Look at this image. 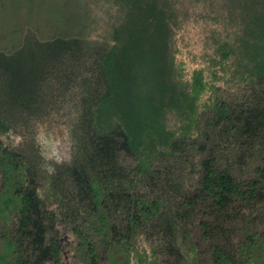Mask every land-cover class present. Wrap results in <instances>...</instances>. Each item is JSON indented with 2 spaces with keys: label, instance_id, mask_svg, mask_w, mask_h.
I'll return each instance as SVG.
<instances>
[{
  "label": "trees",
  "instance_id": "obj_1",
  "mask_svg": "<svg viewBox=\"0 0 264 264\" xmlns=\"http://www.w3.org/2000/svg\"><path fill=\"white\" fill-rule=\"evenodd\" d=\"M39 2L0 0V264H264V0Z\"/></svg>",
  "mask_w": 264,
  "mask_h": 264
},
{
  "label": "rangeland",
  "instance_id": "obj_2",
  "mask_svg": "<svg viewBox=\"0 0 264 264\" xmlns=\"http://www.w3.org/2000/svg\"><path fill=\"white\" fill-rule=\"evenodd\" d=\"M40 0H4V5L7 6L8 10L5 12V15H9L10 13L12 14L13 11L16 9V7L20 4L24 7V9H27L28 7L31 6L32 3H35L33 4L34 7L38 8L40 2ZM45 1V6L44 8L47 10V11H51V9H55L58 7V4L61 0H44ZM209 1L210 0H206L205 2V7L206 9H209ZM213 1L212 3L214 4V6H216L218 9H215L217 12H219L220 14L223 12V5H224V0H211ZM54 4V5H53ZM223 4V5H222ZM203 5V4H202ZM59 8V7H58ZM43 11V10H42ZM56 11V10H54ZM44 13V11H43ZM2 19H0V26H2L3 22L1 21ZM6 20V18H5ZM225 22L228 21V18H225L224 19ZM211 26L209 23H207V25L204 24L203 28H205L208 32L211 31ZM218 26H220V24H218ZM229 28L231 29L232 28V34H233V29L236 28L237 30L239 29L240 30V24L238 23H232V24H228ZM2 30V28H1ZM205 30V31H206ZM1 32V31H0ZM202 32V27L196 25V26H193V31H190L189 33L191 34H194L195 37H197L198 35H200V33ZM236 35V33H234V36ZM49 138L46 139L44 141V143H48L49 142ZM63 146V144H62ZM44 149H45V153H51L52 152V149L50 148V144L48 143L46 145V147L44 146Z\"/></svg>",
  "mask_w": 264,
  "mask_h": 264
}]
</instances>
